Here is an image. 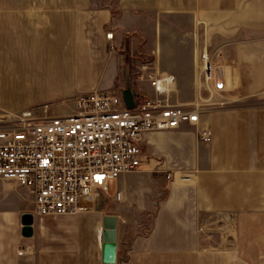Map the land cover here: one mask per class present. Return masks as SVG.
<instances>
[{
    "label": "crops",
    "instance_id": "obj_1",
    "mask_svg": "<svg viewBox=\"0 0 264 264\" xmlns=\"http://www.w3.org/2000/svg\"><path fill=\"white\" fill-rule=\"evenodd\" d=\"M90 1L0 0V112L48 104L51 114L52 105L66 106L90 91L115 93L126 106L129 89L134 103L198 105L199 122L145 132L140 167L112 182L111 203L100 196L72 213L33 216L30 237L21 236L20 217L33 211L31 194L0 179V264H264V104L205 107L207 93L217 91L198 71L202 48L194 20L205 17L199 3L222 0H116L88 7ZM239 17L252 26L264 11L245 8ZM152 51L154 61L144 60ZM243 57L240 49L242 67ZM145 64L149 69L141 70ZM249 67L251 78L238 81L254 83L256 97L264 99V62ZM236 69L223 70L226 84L237 82ZM149 75L174 80L158 94ZM206 128L210 142L199 137ZM168 173L174 174L170 180ZM138 213L152 217L151 230L127 243L122 227L139 226L132 219ZM109 215L117 219L113 263L103 261ZM219 222L235 227L222 249L197 229Z\"/></svg>",
    "mask_w": 264,
    "mask_h": 264
},
{
    "label": "built area",
    "instance_id": "obj_2",
    "mask_svg": "<svg viewBox=\"0 0 264 264\" xmlns=\"http://www.w3.org/2000/svg\"><path fill=\"white\" fill-rule=\"evenodd\" d=\"M112 40L113 33L106 34ZM199 76L214 91L224 89L221 70L201 55ZM147 64L141 70H148ZM139 79L143 76L140 74ZM162 94L174 77L149 75ZM70 112L51 115L49 105L17 112H0V179L26 188L33 198L35 217L75 212L81 202L109 194L110 182L140 167L142 135L196 125L200 107L141 100L132 108L112 92H83L71 99ZM210 142L206 128L199 133ZM173 173L166 178L172 179ZM119 199L120 192H115Z\"/></svg>",
    "mask_w": 264,
    "mask_h": 264
},
{
    "label": "rangeland",
    "instance_id": "obj_3",
    "mask_svg": "<svg viewBox=\"0 0 264 264\" xmlns=\"http://www.w3.org/2000/svg\"><path fill=\"white\" fill-rule=\"evenodd\" d=\"M116 0H91L88 3V7H98L103 5L115 4ZM200 7L203 6V12L199 14L204 15V18L195 19L196 32L195 42L202 48L198 60L200 62L201 55L206 53L208 59L221 70L229 69V67H239L233 71L236 76L237 82L226 84L224 83V89L222 91L212 92L209 91L205 97V107H229V106H254L264 104V99H258L257 95H260L259 91L254 89V83L242 84L238 81L241 77L250 79V74L255 63L264 62V19L258 21L255 25H248L249 19H243L239 17V13L245 8L252 10L264 11V0H222L221 3L209 4L208 6L202 2L199 3ZM214 6V8H213ZM209 13H217L223 15L220 19H210L206 17ZM229 20H233L228 22ZM255 21V20H254ZM188 21L183 22L182 30L185 31L188 27ZM230 28L232 33L224 34L222 30H228ZM170 31L175 32L174 27H169ZM209 29L210 32H209ZM261 32H260V31ZM164 44V41L161 40ZM261 44V46L256 45ZM243 51L244 61L243 66L238 61L239 50ZM154 51L149 57L144 60L154 61ZM152 63V62H150ZM227 66V68H226ZM229 74V73H227ZM253 75V74H252ZM224 80V79H223ZM225 81V80H224ZM257 92V93H256ZM233 96V97H232ZM57 104V103H55ZM194 106V105H184ZM198 106V105H197ZM73 108L71 102L66 106L52 105L50 112L52 115H59L70 112ZM113 191L112 182L109 184V193ZM106 203H111V199L102 195ZM134 224L140 223L139 226H124L123 232L126 242L128 243L135 235L148 234L151 230L152 217L145 216L143 213L135 214L132 216ZM128 222V221H127ZM133 222V221H132ZM216 226L201 225L197 229L202 232L203 238H205L209 244L213 243L216 248L222 249L225 245H229V239L232 238L235 233L234 226L222 225V222ZM231 237V238H229ZM213 241V242H212ZM125 254L123 253V257Z\"/></svg>",
    "mask_w": 264,
    "mask_h": 264
},
{
    "label": "water",
    "instance_id": "obj_4",
    "mask_svg": "<svg viewBox=\"0 0 264 264\" xmlns=\"http://www.w3.org/2000/svg\"><path fill=\"white\" fill-rule=\"evenodd\" d=\"M123 97L127 108L134 106L132 93L129 89L123 92ZM22 237H30L33 233V215L30 212H24L20 217ZM117 219L115 216H105L103 219V261L105 263H113L115 261V242H116Z\"/></svg>",
    "mask_w": 264,
    "mask_h": 264
},
{
    "label": "bare ground",
    "instance_id": "obj_5",
    "mask_svg": "<svg viewBox=\"0 0 264 264\" xmlns=\"http://www.w3.org/2000/svg\"><path fill=\"white\" fill-rule=\"evenodd\" d=\"M171 86V85H170ZM169 98V97H168Z\"/></svg>",
    "mask_w": 264,
    "mask_h": 264
}]
</instances>
